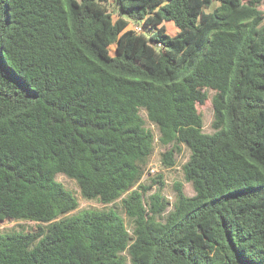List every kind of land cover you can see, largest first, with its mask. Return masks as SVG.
<instances>
[{
	"label": "trees",
	"instance_id": "obj_1",
	"mask_svg": "<svg viewBox=\"0 0 264 264\" xmlns=\"http://www.w3.org/2000/svg\"><path fill=\"white\" fill-rule=\"evenodd\" d=\"M263 2L0 0V264H264Z\"/></svg>",
	"mask_w": 264,
	"mask_h": 264
},
{
	"label": "rangeland",
	"instance_id": "obj_2",
	"mask_svg": "<svg viewBox=\"0 0 264 264\" xmlns=\"http://www.w3.org/2000/svg\"><path fill=\"white\" fill-rule=\"evenodd\" d=\"M111 1L113 2L114 0H111ZM261 8L264 10V2L261 4ZM110 11H111V13H113L115 18L118 17L113 4L110 5ZM166 25H167L168 32L170 34H173L172 32H175V29H176V26L174 25V23L170 21V22H166ZM136 26L138 28L142 29V27L139 24L133 23V22H131V24L129 25V28H133L135 30ZM140 30L138 29L137 31L140 32ZM145 31L147 33H150L149 28H146ZM111 48L114 49L113 46ZM209 94H210L209 100L203 105H200V104L198 105V110L203 114V117H204V123H205L204 130L206 132H212L213 131L212 122L214 120V106L212 103V97L214 95V92L210 91ZM143 115L145 116V113H143ZM156 133H157V130H156ZM164 150H165V147H162L157 142V152L155 153L154 157L152 158L151 163L149 164V167L155 165V167L157 169L155 172H153L151 174L155 175L159 172L164 173L165 181H166V194L170 198V200L174 199V183L176 181H182L184 183L185 192L188 195H193L194 194V188L190 183L185 182L184 173L182 170V165H183V163L186 162V160L188 159V156L190 154L189 150L186 148L184 149V151L182 152V155L179 156V158H178L179 163H178L177 167L170 169V170L163 169L161 162H160V159H159V151H164ZM151 174H147L143 178L144 181L149 177V175L152 176ZM57 179L60 182H62L69 190L73 191L77 195L79 202H80V208L102 207V205L98 202H92V201H88V200L84 199L82 194H81L80 188L74 179H72V178H70L64 174H58ZM119 208L122 210V207L120 204H119ZM123 214L126 217V213L123 212ZM30 224H32V223H30ZM13 225H15V222H4V223L0 224V229L10 228ZM129 227H130V225H129Z\"/></svg>",
	"mask_w": 264,
	"mask_h": 264
},
{
	"label": "built area",
	"instance_id": "obj_3",
	"mask_svg": "<svg viewBox=\"0 0 264 264\" xmlns=\"http://www.w3.org/2000/svg\"><path fill=\"white\" fill-rule=\"evenodd\" d=\"M140 30L141 28H138L137 26L135 27V30L137 31V30ZM142 31V29L140 30V32ZM137 32H139V31H137ZM150 168V172L151 173H153V172H155L156 171V167H155V165L154 166H151V167H149Z\"/></svg>",
	"mask_w": 264,
	"mask_h": 264
}]
</instances>
